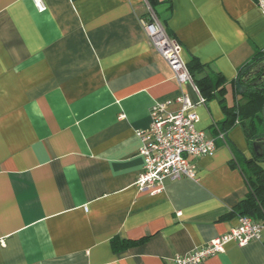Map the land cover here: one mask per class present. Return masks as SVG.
<instances>
[{
  "label": "crops",
  "instance_id": "obj_1",
  "mask_svg": "<svg viewBox=\"0 0 264 264\" xmlns=\"http://www.w3.org/2000/svg\"><path fill=\"white\" fill-rule=\"evenodd\" d=\"M42 1L0 0V264H172L234 228L249 191L236 162L254 158L236 84L264 53L258 2ZM149 10L211 93L173 79L144 32ZM182 95L215 151L190 158L195 180L141 192L137 133ZM200 264H264V227Z\"/></svg>",
  "mask_w": 264,
  "mask_h": 264
},
{
  "label": "built area",
  "instance_id": "obj_2",
  "mask_svg": "<svg viewBox=\"0 0 264 264\" xmlns=\"http://www.w3.org/2000/svg\"><path fill=\"white\" fill-rule=\"evenodd\" d=\"M257 2L264 12V1ZM33 4L40 12L45 10L42 0H33ZM142 26L152 47L170 68L176 83L194 86L186 64L181 58L180 44L167 35L154 12L149 10ZM176 102L180 104V109L173 113L166 111L169 103L155 104L150 111L149 128L137 133L141 144L139 155L143 158V167L135 186L141 192L159 193L165 180L182 178L195 180L190 158L211 156L215 151L214 140L195 126L198 118L191 101L182 95ZM199 102L203 103L204 100L200 97ZM219 138H223L222 133L219 134ZM263 227V224L250 217L240 216L238 224L229 232L210 240L186 256L175 258L172 264H200L224 252L229 243L244 246L252 240H259Z\"/></svg>",
  "mask_w": 264,
  "mask_h": 264
},
{
  "label": "trees",
  "instance_id": "obj_3",
  "mask_svg": "<svg viewBox=\"0 0 264 264\" xmlns=\"http://www.w3.org/2000/svg\"><path fill=\"white\" fill-rule=\"evenodd\" d=\"M147 1H149V3L152 2V0ZM165 32L168 36H171L166 30ZM263 55L264 53H260L255 56L251 64H255L258 58ZM186 68L200 93H211V91L214 90L215 84L212 83L210 76L206 75L201 79L196 78V74L198 75L205 72V66L201 65L198 60L192 59L188 64H186ZM242 69L239 72V79L243 77V75L240 76ZM222 82L223 80L217 77L216 85L221 84ZM244 87L245 91L241 95V99L244 101V104L237 109L236 114L242 121L247 122V126L244 124L245 132L247 137L252 140L254 135L257 133L259 135L264 134V124L261 118V109L264 104V83L256 87L246 83ZM232 113L233 112H231V114ZM260 161V159L254 157L251 160L242 158L240 162H236V165L240 168L244 175L249 189L248 194L237 207L240 210V216L251 217L255 221L264 223V172L258 166Z\"/></svg>",
  "mask_w": 264,
  "mask_h": 264
},
{
  "label": "water",
  "instance_id": "obj_4",
  "mask_svg": "<svg viewBox=\"0 0 264 264\" xmlns=\"http://www.w3.org/2000/svg\"><path fill=\"white\" fill-rule=\"evenodd\" d=\"M264 1V0H263ZM243 75L241 79L237 80L236 91L241 94L245 91L244 85L249 83L251 86H260L264 83V55L258 58L255 64H249L242 69L240 76ZM261 118L264 124V104L261 109ZM252 155L261 159L264 162V134H256L253 137V142L251 143Z\"/></svg>",
  "mask_w": 264,
  "mask_h": 264
},
{
  "label": "rangeland",
  "instance_id": "obj_5",
  "mask_svg": "<svg viewBox=\"0 0 264 264\" xmlns=\"http://www.w3.org/2000/svg\"><path fill=\"white\" fill-rule=\"evenodd\" d=\"M245 168V167H244Z\"/></svg>",
  "mask_w": 264,
  "mask_h": 264
}]
</instances>
